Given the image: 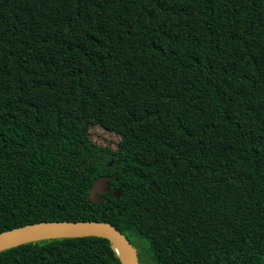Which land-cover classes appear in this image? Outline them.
I'll return each instance as SVG.
<instances>
[{
  "label": "trees",
  "instance_id": "obj_1",
  "mask_svg": "<svg viewBox=\"0 0 264 264\" xmlns=\"http://www.w3.org/2000/svg\"><path fill=\"white\" fill-rule=\"evenodd\" d=\"M51 221L109 223L147 264H264V0H0V233ZM119 259L101 237L0 252Z\"/></svg>",
  "mask_w": 264,
  "mask_h": 264
},
{
  "label": "water",
  "instance_id": "obj_2",
  "mask_svg": "<svg viewBox=\"0 0 264 264\" xmlns=\"http://www.w3.org/2000/svg\"><path fill=\"white\" fill-rule=\"evenodd\" d=\"M110 165V163H109ZM109 176L96 179L90 189L88 198L99 203L101 194L108 191ZM115 198L120 190L113 192ZM78 237H101L107 239L114 252L119 254L120 264H139L135 248L126 237L109 223L98 221H51L26 225L0 233V252L26 243Z\"/></svg>",
  "mask_w": 264,
  "mask_h": 264
},
{
  "label": "rangeland",
  "instance_id": "obj_3",
  "mask_svg": "<svg viewBox=\"0 0 264 264\" xmlns=\"http://www.w3.org/2000/svg\"><path fill=\"white\" fill-rule=\"evenodd\" d=\"M89 133L92 141L101 145H109L112 150L121 139L113 121L102 112L95 113L89 120ZM133 244L140 264H147L146 244L141 240H134Z\"/></svg>",
  "mask_w": 264,
  "mask_h": 264
},
{
  "label": "bare ground",
  "instance_id": "obj_4",
  "mask_svg": "<svg viewBox=\"0 0 264 264\" xmlns=\"http://www.w3.org/2000/svg\"><path fill=\"white\" fill-rule=\"evenodd\" d=\"M119 258H121V256L118 254Z\"/></svg>",
  "mask_w": 264,
  "mask_h": 264
}]
</instances>
